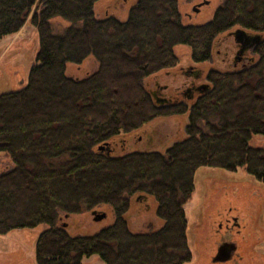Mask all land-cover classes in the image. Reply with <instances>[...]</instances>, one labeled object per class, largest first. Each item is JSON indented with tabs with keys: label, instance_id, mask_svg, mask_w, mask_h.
<instances>
[{
	"label": "trees",
	"instance_id": "trees-1",
	"mask_svg": "<svg viewBox=\"0 0 264 264\" xmlns=\"http://www.w3.org/2000/svg\"><path fill=\"white\" fill-rule=\"evenodd\" d=\"M99 1L0 0V40L28 19L38 35L25 87L0 94V153L13 162L0 175V235L47 225L35 242L36 264L91 256L104 264H185L184 205L198 169L242 168L264 187V146L249 145L264 137V0H224L203 25L182 24L178 0H137L123 21L97 20ZM53 18L71 25L54 35ZM235 28L261 36L239 69L183 70L205 83L181 101L147 91L146 79L176 67L179 48L193 64L207 63L216 40ZM88 58L95 72L66 76L67 65ZM170 116H186L187 125L164 153L112 154L117 137ZM133 196L151 197L158 228L131 231ZM102 207L112 220L93 234L70 235L59 223Z\"/></svg>",
	"mask_w": 264,
	"mask_h": 264
},
{
	"label": "rangeland",
	"instance_id": "rangeland-1",
	"mask_svg": "<svg viewBox=\"0 0 264 264\" xmlns=\"http://www.w3.org/2000/svg\"><path fill=\"white\" fill-rule=\"evenodd\" d=\"M136 1H99L94 6V16L100 20L108 14L123 21L128 10L135 5ZM202 2H208V5L202 6L197 14L192 13V7ZM223 3L224 0H178L181 22L184 25H203L212 19L214 12ZM49 24L54 35H60L58 33L64 32L71 25L58 18L51 19ZM37 50L38 35L29 19L16 34L5 36L0 40V94L25 87L29 70L35 64ZM236 51L237 46L231 33L221 35L216 40L212 58L204 64H193L187 54V49L181 47L177 50L178 53L176 52L178 57L176 67L146 79L143 85L150 92L159 89L161 97L165 95L171 100L181 101V98L193 94V87L205 83L203 79L200 81L194 77H187L183 70L200 69L201 75H203L210 69L221 72L239 69L242 62L237 64L233 62ZM96 69L97 63L92 58H88L80 65H67L65 74L71 78L82 79L95 72ZM186 125V116L155 118L130 135L117 137L111 143L112 154L120 156L129 152L164 153L172 143L185 137ZM138 138L141 140L138 141ZM249 145L252 147L264 146V137L253 136ZM12 168L13 162L10 157L5 153H0V175L7 173ZM243 184L254 186L263 194L262 205L259 206L260 225L258 224L256 235L260 241L256 242L254 235H249L251 234L249 227L241 229L240 234L232 238L238 243V253L242 258L239 264H264V187L248 176L242 168H238L236 172H227L216 168L197 170L194 176L193 193L190 200L184 205L187 223L186 238L191 255L190 261L185 264H214L212 258L216 253L220 236L225 231L224 226L218 229L221 216L225 218L240 216V214V217L245 216L242 211L246 207L243 194L248 187H242ZM137 197H131L130 209L127 213L131 231H145L149 226H152L153 229L158 228L159 224L154 215L156 205L151 197L144 199L140 196ZM229 209L232 211L229 212ZM240 209L242 212L239 214L238 210ZM95 210L99 213L107 212L104 207ZM111 217V214L107 212L104 220L94 222L91 214L87 213L62 218L59 223L68 229L70 235H90L109 224L112 220ZM46 229L48 226L41 224L34 229L15 230L6 235H0V264H36L35 242ZM241 234L246 235V240L239 239ZM80 264L104 263L98 256H91L82 259Z\"/></svg>",
	"mask_w": 264,
	"mask_h": 264
},
{
	"label": "flooded vegetation",
	"instance_id": "flooded-vegetation-1",
	"mask_svg": "<svg viewBox=\"0 0 264 264\" xmlns=\"http://www.w3.org/2000/svg\"><path fill=\"white\" fill-rule=\"evenodd\" d=\"M236 46H237V51H236L234 59H233L234 64L240 63L241 60H243L242 59L243 55L251 53L250 50H252V48H253V46H252L251 48L243 51V53L242 52L239 53L240 47L238 45H236ZM194 88L195 87H193V89ZM156 94H158V93L156 92ZM137 140L140 141L141 138H138ZM242 187H248V189H246L245 194H243V200L245 198L244 202L246 203V207L244 208V210H242V209L238 210V213L240 214L243 211L245 216L240 217L241 214H240V216L239 215L229 216V218H225V217L221 216V220H219V224H218V229H220L222 226H224L223 229L225 228V231L220 236L218 246H220L222 244L226 245L227 252H228V256L226 258H228V259L225 262L214 263V264H225L226 262L229 264L230 263L239 264V261H241L242 258L240 257V255L238 253V243L232 237L239 235L240 234L239 232L241 229L244 230L246 227H249L250 233H251L249 235H254V237L256 238V242L260 241L256 235L258 232L257 231L258 224L260 225L259 218H261V216L259 213V206L262 205L261 201H262L263 194H262L261 190H259V189L257 190L256 187H254V186L243 184ZM236 189L238 190L239 188H236ZM235 190H233V192ZM230 211H232V210L229 209V212ZM247 236H248V234H247ZM239 239H241V240L243 239L242 241L246 240V235L241 234L239 236Z\"/></svg>",
	"mask_w": 264,
	"mask_h": 264
},
{
	"label": "water",
	"instance_id": "water-1",
	"mask_svg": "<svg viewBox=\"0 0 264 264\" xmlns=\"http://www.w3.org/2000/svg\"><path fill=\"white\" fill-rule=\"evenodd\" d=\"M208 5V2H202L200 4L194 5L191 9V12L197 14L202 6ZM231 35L233 36L234 42L240 47L239 53H243V51L251 48L252 46L256 45L260 40L261 36L256 34L247 33L243 29H236L234 30ZM202 88L203 85H201ZM107 144L103 146H99V150H104ZM92 216V220L94 222H100L105 219L106 213H99L96 210L90 212ZM230 252V251H229ZM227 248L226 245H220L217 247L216 254L212 258V263H221L225 262L228 258Z\"/></svg>",
	"mask_w": 264,
	"mask_h": 264
}]
</instances>
